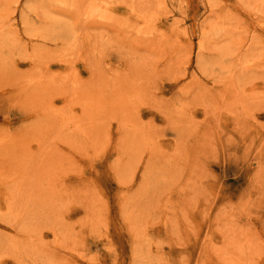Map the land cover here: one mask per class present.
Returning a JSON list of instances; mask_svg holds the SVG:
<instances>
[{
    "label": "rangeland",
    "instance_id": "rangeland-1",
    "mask_svg": "<svg viewBox=\"0 0 264 264\" xmlns=\"http://www.w3.org/2000/svg\"><path fill=\"white\" fill-rule=\"evenodd\" d=\"M0 264H264V0H0Z\"/></svg>",
    "mask_w": 264,
    "mask_h": 264
},
{
    "label": "bare ground",
    "instance_id": "bare-ground-1",
    "mask_svg": "<svg viewBox=\"0 0 264 264\" xmlns=\"http://www.w3.org/2000/svg\"><path fill=\"white\" fill-rule=\"evenodd\" d=\"M65 33V32H64ZM60 34V33H59ZM66 34V33H65Z\"/></svg>",
    "mask_w": 264,
    "mask_h": 264
}]
</instances>
